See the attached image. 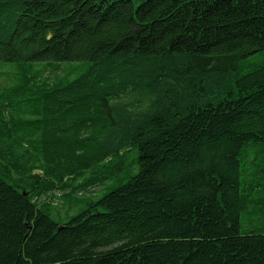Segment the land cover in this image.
<instances>
[{
	"label": "trees",
	"instance_id": "trees-1",
	"mask_svg": "<svg viewBox=\"0 0 264 264\" xmlns=\"http://www.w3.org/2000/svg\"><path fill=\"white\" fill-rule=\"evenodd\" d=\"M261 51L264 0H0V62L89 64L3 95L0 264H264L241 230L264 64L238 72ZM133 149L138 173L67 222L36 201Z\"/></svg>",
	"mask_w": 264,
	"mask_h": 264
},
{
	"label": "rangeland",
	"instance_id": "rangeland-1",
	"mask_svg": "<svg viewBox=\"0 0 264 264\" xmlns=\"http://www.w3.org/2000/svg\"><path fill=\"white\" fill-rule=\"evenodd\" d=\"M263 64L264 51H261L242 60L239 63L238 72L240 75H244ZM88 65L87 62H37L32 64L0 62V125H9L10 122H13L10 121L13 119V112L9 111L5 103L7 98L3 95L18 85L22 77L26 76L27 79L36 83L45 82L48 86H53L59 81L65 83L74 80L88 68ZM245 153L247 155L245 160L248 161L245 165V177L247 176V180L250 177L254 180L259 179V181H255L254 187H251L245 179L249 204L241 214V230L242 232L261 231L264 230V169H262L264 168V145H250L246 148ZM256 156L258 159L254 163L253 160ZM110 166L111 164L108 163L107 168L99 171V174H104L105 170L106 174L103 177L105 183L102 186L96 185L82 189L81 186L84 182L93 176L96 177V175L86 173L85 176L68 179L65 182H68L69 186L67 185L64 189L55 188L48 194L38 197L36 201L50 212L52 218L60 223H65L71 216L87 208V203L101 199L110 190L117 188L138 173L136 150L125 152L121 159L120 169L116 168L114 171L110 169L109 172ZM35 173L41 174L39 171H35Z\"/></svg>",
	"mask_w": 264,
	"mask_h": 264
}]
</instances>
